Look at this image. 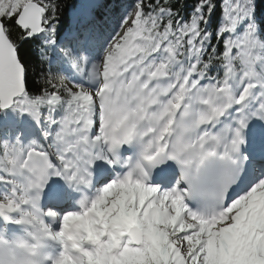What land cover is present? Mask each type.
<instances>
[{
    "label": "snow or ice",
    "instance_id": "1",
    "mask_svg": "<svg viewBox=\"0 0 264 264\" xmlns=\"http://www.w3.org/2000/svg\"><path fill=\"white\" fill-rule=\"evenodd\" d=\"M61 4L0 0V264H264V8Z\"/></svg>",
    "mask_w": 264,
    "mask_h": 264
},
{
    "label": "trees",
    "instance_id": "2",
    "mask_svg": "<svg viewBox=\"0 0 264 264\" xmlns=\"http://www.w3.org/2000/svg\"><path fill=\"white\" fill-rule=\"evenodd\" d=\"M223 0H215L217 8L212 17L211 29L214 31L217 25L221 20V8ZM82 0H62V11H61V23L66 27L70 22V12L74 10V6L78 7L81 4ZM132 0H95V3L98 5L96 8V14L100 20L101 26L105 31H111L115 27L114 19L119 15L121 11L120 4H130ZM195 3V0H177L176 7L179 9L181 16L187 18L188 14L191 12L192 7ZM258 7L264 8V2L262 0H257ZM222 48V45H220ZM22 57H26L32 60L33 65L36 67V70L39 71V65L36 64V57L38 52L33 46H27L21 49Z\"/></svg>",
    "mask_w": 264,
    "mask_h": 264
},
{
    "label": "rangeland",
    "instance_id": "3",
    "mask_svg": "<svg viewBox=\"0 0 264 264\" xmlns=\"http://www.w3.org/2000/svg\"><path fill=\"white\" fill-rule=\"evenodd\" d=\"M221 3L223 4V1H222ZM73 11H74V10H72V11L70 12V18H71L72 14H73Z\"/></svg>",
    "mask_w": 264,
    "mask_h": 264
}]
</instances>
